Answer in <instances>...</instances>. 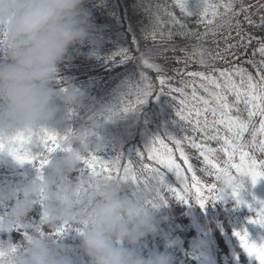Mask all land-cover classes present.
I'll use <instances>...</instances> for the list:
<instances>
[{
	"label": "rangeland",
	"instance_id": "1",
	"mask_svg": "<svg viewBox=\"0 0 264 264\" xmlns=\"http://www.w3.org/2000/svg\"><path fill=\"white\" fill-rule=\"evenodd\" d=\"M195 2L196 0H190L193 6ZM218 2L219 0H209V3ZM244 2H248L245 7L249 9L251 18L258 25L260 17L264 16V0H242V3ZM87 3L89 5L85 4V7L91 13L92 27L90 35L84 42L71 45L66 58L58 63V81L56 85L59 89L64 82H68L75 89L83 92L82 106H69L62 100L57 99L54 102L57 111L53 119L43 122L42 127L59 135H67L71 130L83 125L90 114H100L114 110L118 112V115H115L111 120L104 122L103 117H101L103 126L98 129L99 138L93 137L92 148L94 152L92 153L102 160L115 159L118 155H122L124 164H127L129 156H131L133 166L137 170L140 169V162L136 153L140 152L144 154V157L147 156V145L151 144L155 137H160L173 149L175 158V152H179V150L176 148L174 140L179 139L182 141L181 147H183L188 157V165L192 167L191 172L200 184L209 186L220 183L217 187L219 189L222 183L216 180L214 174H209L211 166L204 162L200 151L184 139L185 137H192L197 143L204 142L202 141V133L193 132L191 122L180 120L177 116L176 112L180 107V100L183 96L177 92L169 94V84L173 88L183 87L189 97L193 88L197 90V95L207 97L208 93L200 87L201 81L197 79L195 82H191L188 73L210 71L201 63L202 57L215 68L227 67L222 60L212 61L210 57L225 47L224 37L228 35V32L217 38L215 37V39H210L209 44L199 47L205 48V51H198L196 55L187 51L179 56H170L156 50V48H169L164 47V44L168 45L170 42L183 40H188L189 44L180 46V48H198L193 44L194 40L198 38L196 36L187 38L172 36L169 38L168 33L175 32L176 26L171 22L172 18L168 13H172L176 19L187 25L189 29H193L200 34L205 32V27L196 23L197 19L194 21L182 20L181 17L185 14L177 6L176 0H87ZM119 3H122L126 10L128 27L133 34L139 55L142 56V59L146 58L149 63L154 62L160 65L164 75L169 78V84H165L163 89L160 87L159 95L156 98L157 106L145 114L140 140L143 148L138 144L128 146L126 144L135 137V127L139 119V113L147 105V101L137 106L135 110L124 112L123 109L130 102L135 101L137 87L143 88L145 86L146 81L142 80L141 74H145L150 79V83L151 78L143 70H136L135 65L129 60L130 58L122 60L121 50L127 49V55L129 56V48L119 18ZM240 4L241 0H236L235 8ZM220 11L222 12L223 9H220ZM156 17H159L161 23H156ZM239 20L245 32L251 33L254 37H264V29L250 26L244 21L243 15L239 16ZM216 23L220 24L221 20L217 18ZM154 30L155 38L152 35ZM211 32L208 31L207 35ZM207 35H201L199 39L205 38ZM232 37L238 39L235 30L232 31ZM232 42V39L227 41V43ZM258 47L256 40L253 39L247 49H241L238 57L241 65L253 72V75L256 74L255 69L246 61L253 59L259 62L264 59L258 52L254 51ZM228 59L236 62L237 58L228 57ZM100 69H102V73L99 76H95L91 72ZM80 77H82L81 80H76ZM227 95L229 103L233 104L232 114L247 119V109L243 102L237 104L231 93ZM207 115L211 120V113ZM77 119H79L78 125L75 124ZM253 119L255 126L258 128L260 117ZM252 130V127H250L249 131L244 133L242 138L244 141L252 140ZM221 134H226L222 126ZM169 137L174 139H169ZM259 138L260 136L257 134V139ZM206 143L217 149L214 153L215 161L222 167L227 156L221 150L220 144L216 140L207 141ZM156 146L159 147L158 144ZM61 154L57 150L51 155L58 157ZM256 156L258 159H264V154L259 152L256 153ZM144 162L151 163L146 157ZM47 167L46 164L42 170H39L34 162H20L11 154L0 151V185L3 184L5 187L12 189L6 195V198L0 202V214L7 212L18 199L22 198L25 188L36 178L39 180L47 172ZM82 170L83 163L81 162L78 169L72 173V177L81 176ZM27 175L31 177L25 180ZM164 179L167 184L173 187L166 176ZM241 181L243 188L239 194L240 198L254 206H258L259 200H264V178L259 179L255 185H252L247 177H242ZM131 191L132 188L130 187L126 190V194L131 195ZM214 194L218 195L219 193H210V196ZM164 196L168 202L159 210L157 215L168 220L171 227L169 233L157 229L156 232L147 234L135 244L124 243L125 246L134 248L145 256L152 252H167L172 257V264H212L201 238L200 230L187 212L186 202L177 200L176 196L167 190H165ZM213 203H215L214 211L210 213L209 218L216 238L220 264H258L255 257L249 256L243 250L238 238L234 235L236 231L246 228L251 240L257 244L264 243V226L253 224L248 220V217L255 215V213L245 204L237 205L236 198L231 195V189H229L227 197L213 201ZM42 220L43 208L37 204L19 222L18 229L11 233L13 240L19 241L25 230L40 226ZM64 244L69 247L68 241H65ZM68 250V254L73 258L75 264H81L80 258L77 256L78 253L71 248H68Z\"/></svg>",
	"mask_w": 264,
	"mask_h": 264
},
{
	"label": "clouds",
	"instance_id": "2",
	"mask_svg": "<svg viewBox=\"0 0 264 264\" xmlns=\"http://www.w3.org/2000/svg\"><path fill=\"white\" fill-rule=\"evenodd\" d=\"M86 3L0 0V141L7 143L18 132L44 128L43 122L51 121L57 111V99L82 106L83 92L70 83L59 89L56 85L58 63L71 45L90 35ZM115 115L114 110L90 114L83 125L71 130L57 149L62 154L49 156L47 172L0 214V264H75L68 247L56 240L76 225L89 264H172L167 252L145 256L124 244L156 232L157 213L168 202L164 183L141 169L136 171V182L103 175L72 177L80 157L94 152L93 137L99 138L101 117L107 122ZM0 151L9 153L7 147ZM220 193L224 199L229 188L221 184ZM37 204L43 208L41 225L13 240L11 233ZM64 225L68 227L59 233Z\"/></svg>",
	"mask_w": 264,
	"mask_h": 264
},
{
	"label": "snow or ice",
	"instance_id": "3",
	"mask_svg": "<svg viewBox=\"0 0 264 264\" xmlns=\"http://www.w3.org/2000/svg\"><path fill=\"white\" fill-rule=\"evenodd\" d=\"M235 3L236 0H219L218 3H209V0H196L193 6L190 0H176V4L182 13L187 16H196V23L205 27L203 34L189 29L187 25L176 19L172 13H168L172 18L171 22L176 26L175 32L168 33L169 38L172 36H183L185 38L196 36L199 39L201 35H207L208 31L216 34L222 28H228V35L224 37L225 47L210 57L212 61L222 60L227 67L215 68L202 57L201 63L210 71L188 73L191 82H195L197 79L201 81L200 87L208 93L207 97L197 95L195 88H193L189 97L183 87L173 88L169 84V78L164 75L160 65L154 62L149 63L146 58L143 59V63L145 67L156 70L161 89L165 84H169V94L177 92L183 96L176 114L180 120L191 122L193 132L202 133V141L204 142L197 143L192 137H185L184 139L188 140L194 148H197L204 158V162L211 166L209 174H214L217 181L231 189V195L236 198L237 205L245 204L255 213V215L248 217L251 223L264 226V200H259V205L254 206L242 200L239 195L243 188L242 177L249 178L252 185H255L259 179L264 178V159H258L256 156L257 152L264 154V59L259 62L253 59L246 61L255 69L256 74L253 75V72L241 65L238 58L241 49H247L253 39L259 45L254 51L264 58V37H254L251 33L245 32L239 20V16L243 15L244 21L250 26L264 29V16L260 17V23L257 25L251 18L249 9L242 4V0L238 11L234 6ZM220 9H223V11L221 12ZM217 18L223 22L217 24ZM233 21L235 22L233 23ZM156 23H161L159 17H156ZM233 30H235L238 39L232 37ZM152 35L155 38V30ZM229 39H232L233 42L227 43ZM173 51H175V48H173ZM120 54L123 56L122 60L130 58L127 55V49H122ZM228 57H236V62L228 59ZM141 78L146 81V84L143 88L137 87L135 101L130 102L123 109L124 112L135 110L137 106L146 103L149 96L153 95L150 79L143 73ZM228 93L235 97V103L243 102L247 109V119L232 114L233 104L229 103ZM208 113H211V120L208 118ZM255 117H260L258 128L254 124L253 118ZM221 126L226 134H221ZM250 127L253 129L252 140L246 142L242 138ZM257 134L260 136L259 139H257ZM66 138L67 135L61 136L46 128L37 131H21L13 135L7 143L0 141V150L7 147L9 153L16 160L34 162L37 168L42 170L49 162V156L61 147V140ZM169 139L174 138L169 137ZM34 140L36 143H33ZM211 140H216L227 156L222 167L215 161L214 153L217 149L206 143ZM174 142L183 162L188 164V157L183 147H181L182 141L176 139ZM157 144L159 147L156 146ZM136 156L139 158L140 169L146 175L156 177L161 183H164L166 190L172 192L177 200L187 202L191 196L203 207L210 200L223 199L220 188L217 189L215 184L200 185L195 175L191 177L192 184L189 185V178L185 175V170L181 167V164L174 157L173 149L158 136L152 140L151 144L147 145V159L151 163L144 162L143 153L137 152ZM80 159L83 163L81 178L103 175L107 178L119 177L125 180L130 178L133 182H136L137 170L133 166L131 156H129L127 164L122 163V155H118L115 159L102 160L94 153H89L80 157ZM165 170L174 172L184 187L177 189L167 184L164 179ZM187 170L192 171L191 165L188 166ZM205 187H207L209 193L218 192L219 194L206 196L204 194ZM67 227V225L61 226L58 232L62 233ZM234 235L249 256L255 257L258 264H264V243L257 244L251 240L246 228L236 231Z\"/></svg>",
	"mask_w": 264,
	"mask_h": 264
},
{
	"label": "trees",
	"instance_id": "4",
	"mask_svg": "<svg viewBox=\"0 0 264 264\" xmlns=\"http://www.w3.org/2000/svg\"><path fill=\"white\" fill-rule=\"evenodd\" d=\"M247 3L248 2H244L242 4L245 6ZM86 5H89V4L86 3ZM118 6H119L118 13H119V18H120L121 25H122V31H123L124 35L126 36V40H127L126 44H127V47L129 48V57H130L129 60L131 61V63L133 65H135L136 70H139V69L143 70L144 73L148 74L149 77L151 78L153 95L149 96V98L147 100V105L139 113V119H138L137 125L135 127V137L133 139H131L129 142H127V144H126V146L131 145V144H138L140 147L143 148L140 140H141L142 130L144 127V122H143L144 117H145V114L147 113V111L152 110L153 108H155V106H157L156 105V103H157L156 98H157V94L160 90L161 85H160L158 73L156 72V70L152 69V68H147L143 64L142 56L139 55L138 47H137L136 42L134 40L133 34L131 33V31L128 27L126 10H125L122 3H119ZM240 6H241V4L238 5V7L236 8L237 11L239 10ZM181 18L184 21H194L197 19L196 16H187V15H184ZM222 22L223 21L221 20V23ZM227 32H228V28L224 27L219 32H217L216 34H213V32H211L205 38L202 37V39H195L193 44L195 47H198V48H180V46H183V45L185 46L186 44H189L188 40H183L180 42H177V41L170 42L168 45L164 44V47H169V48H156V50L163 52V53H166L170 56L171 55L172 56L173 55L179 56V55L185 54L187 51H189L190 54L196 55L198 53V51H200V52L205 51L204 50L205 48H199V47H201L204 44L206 45L210 39H215V37L217 38L218 36L224 35ZM173 48H175V51H173ZM101 71H102V69L94 70L91 72L94 73L93 75L99 76L102 73ZM81 79H82V77L77 78L76 80L79 81ZM72 83H74V82H72ZM66 84H68V82H64L62 85H66ZM78 123H79V119L76 120L75 124L78 125ZM175 155H176L177 162L181 164V167L185 170V175L189 178L188 184L191 185L192 184L191 177L193 176V173L191 171L187 170L189 165L185 164L183 162V159L180 157V154L178 151L175 152ZM145 157L147 159V156H145ZM149 162H151V161H149ZM122 163H125V162L123 161ZM165 176L167 177V179L173 185L174 188L182 189L184 187V185L180 183L179 178L174 174V172L165 170ZM30 177H31L30 175H27L25 180H28ZM37 179L38 178H36L34 181H36ZM214 184L217 187L220 185V183H214ZM19 186H20V184H19ZM11 191H12L11 188L5 187L3 184H1L0 185V202L3 201L6 198V195L9 194ZM204 194L206 196H210V193L207 191V188H205ZM186 205H187V212L191 215L190 217L192 218L194 224L196 226H198V228L200 230L201 238L203 239V242L206 246L207 252L209 253L212 264H220V255H219V251H218L216 240H215L216 238L214 237V233H213V229H212V223H211V220L209 218L210 213L212 211H214L215 203H213V201L210 200L206 205H204L202 207L199 203H197L195 201L194 197L190 196L186 202ZM76 227H78V225H76L75 227H72L70 230L64 232L63 235L61 236V238L59 240H57V243L64 244L65 241H68L69 242L68 248H71L72 250H74L78 253L77 256L80 258L79 260H80L81 264H89V258L84 253V251L81 247V241H80L79 235L76 231ZM170 228L171 227H170V223L168 222V220L157 215V229L164 231L166 233H169ZM124 243L128 244L127 241H125Z\"/></svg>",
	"mask_w": 264,
	"mask_h": 264
}]
</instances>
